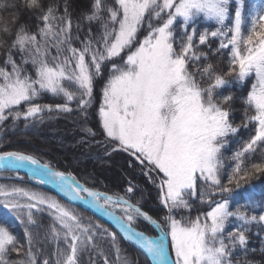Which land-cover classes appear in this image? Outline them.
<instances>
[{"label":"snow or ice","instance_id":"obj_1","mask_svg":"<svg viewBox=\"0 0 264 264\" xmlns=\"http://www.w3.org/2000/svg\"><path fill=\"white\" fill-rule=\"evenodd\" d=\"M69 8L68 0H0V124L9 116L71 114L75 101L79 143L101 145L106 157L125 154L129 173L138 171L156 187L164 215L157 219L143 209L144 190L133 179L125 195H109L23 151H0V170L25 169L100 212L150 264H234L252 226L264 230V199L232 203L264 176V0L250 10L247 0H89L75 24ZM25 11L31 15L22 19ZM101 78L97 131L89 109ZM246 83V94L221 91ZM44 93L64 102L37 103ZM242 129L248 138L226 158L223 150ZM225 159L234 162L230 172ZM0 207L25 236L21 243L0 225V264H112L107 252L113 249L120 264H130L116 231L85 222L52 197L0 185ZM33 210L52 217L45 233L55 246L52 258L34 250ZM140 220L157 234L138 230Z\"/></svg>","mask_w":264,"mask_h":264},{"label":"trees","instance_id":"obj_2","mask_svg":"<svg viewBox=\"0 0 264 264\" xmlns=\"http://www.w3.org/2000/svg\"><path fill=\"white\" fill-rule=\"evenodd\" d=\"M11 2L21 3L22 0H11ZM63 0H61V3ZM70 4L69 11L72 13V18L74 24L77 22V17L79 16L82 9L88 7L89 0H68ZM248 7L250 6L249 0H247ZM30 13L24 12L22 19H27ZM31 23L34 25L35 20L33 19ZM95 33V27L93 28ZM145 33L142 31L140 34V39L143 38ZM84 36L81 35V39ZM218 42H213V47L217 46ZM74 46L79 47V44ZM54 54V52H53ZM226 59V58H225ZM221 67H224V61L221 62ZM31 71V68H29ZM107 74V73H105ZM105 81L101 78L98 79L95 88H94V99L92 108L89 109L92 113L90 126L97 128L98 120V108L102 103V84ZM250 90V85L245 84L243 88L238 89L236 85H233L231 88H224L221 91L224 94L228 92H233L236 95H240L241 92L245 93ZM40 104H52L63 103V97H53L50 93H44L42 98L36 101ZM70 106L74 109V112L69 113H49L44 112L41 117H37L33 120L25 121L23 118L16 121L12 116H9L8 119L0 124V151H23L26 154L34 155L40 159L43 163L49 164L51 167L59 171H65L66 173L74 174L77 180H79L84 185L93 189L101 190L103 192H108L110 194L119 193L120 195H125L124 188L127 187L126 181L128 179H133V182L138 183L143 191L144 199L142 201L143 209L149 211L150 214L154 215L155 218L159 219L164 215V211L158 207L156 196L157 189L153 186L144 176L140 175L139 172L130 174L128 169L125 167V160L127 156L125 154H113L111 157H106L104 155V150L101 145L93 142L91 146L87 144L79 143V139L82 136V133L79 130V125L76 123L78 117L76 115V102H71ZM237 107H240L238 102ZM27 105H21V111L25 110ZM240 113H237V119L239 121ZM65 134L67 136H65ZM239 138H231L227 147L223 150L226 158H230L232 154L241 147V139L248 138L247 130H241L238 134ZM98 140H102L103 136L100 135L97 137ZM78 147L79 150L72 152V154L65 155L63 152L69 148ZM259 153L257 156L253 157L252 160L259 162ZM103 157V159H98L97 156ZM85 156V157H84ZM87 156V158H86ZM84 157V158H81ZM118 161L122 167H119L121 175H114L109 177L107 174L103 175L95 160L101 161L103 164L110 163L111 159ZM80 159H85L83 162H80ZM87 161H92L93 164H86ZM252 161L250 160L249 163ZM234 162L230 159H225V172H230L231 165ZM101 165L104 167L105 165ZM25 176V175H24ZM16 183L17 187L21 186L23 188L32 187L35 191H43L49 194L56 196L54 192H49L43 188H40L28 180L24 179H13V178H0L2 183ZM226 182V181H225ZM252 185L249 188L247 185L244 186V189L240 191L233 197V205L241 203L249 198L264 199V176H261L258 179H253L250 181ZM139 195V193H137ZM127 198V197H126ZM133 203L136 202L135 199L132 200ZM72 208L77 214L84 218L85 222L91 220L94 223H102L105 227L110 228L114 231L109 225L101 222L98 218L96 219L89 212H85L77 206L68 205ZM34 219L37 222L39 227L29 226L30 230L36 233V245L34 250L39 249L44 256L52 258L54 252V245L47 239H45V233L49 230V226L52 223V217L45 213L34 211ZM236 221L230 222L228 226L229 231H234ZM0 225L9 226L10 231L18 237L21 243L25 242L23 226L20 222L13 218L10 215H7L5 212L0 211ZM138 229L144 230L143 226H137ZM147 227V225H146ZM259 233V234H257ZM248 235V246L247 249L237 247L234 252V264H264V230L258 226H252V231L247 233ZM117 238L119 240L120 247L123 249V256L126 257L130 264H150L146 260L145 255L141 254L132 244L126 242L122 237L117 233ZM109 260L112 264H120V261H117L115 258V250L107 252ZM12 259H20L21 256H17L16 253L11 254ZM84 260L87 261V256L84 257ZM97 264H101L98 260Z\"/></svg>","mask_w":264,"mask_h":264},{"label":"rangeland","instance_id":"obj_3","mask_svg":"<svg viewBox=\"0 0 264 264\" xmlns=\"http://www.w3.org/2000/svg\"><path fill=\"white\" fill-rule=\"evenodd\" d=\"M88 1V0H87ZM249 2H250V6L248 7L249 8V10H250V8H251V5L255 2V0H249ZM85 157V156H84ZM84 157H81V158H84ZM86 158H87V156H86ZM85 159H80V162H83ZM95 163L97 164V168H99V170H100V172L103 174V175H108L109 177H113L115 174L111 171V170H108V169H106V171L105 172H103L102 171V162L101 161H99V160H95ZM110 163L108 162V163H104L103 165H105L104 167H106V165H109ZM104 169V168H103ZM59 171V170H58ZM63 172H65V171H63ZM66 173V172H65ZM25 175V176H24ZM74 177H75V175L74 174H72ZM0 178H5V179H8V178H13V179H19V178H21V179H24V180H28V182H30V180H31V178H30V176L29 175H27V174H25V173H22V172H16V171H13V170H7L6 172H0ZM76 178V177H75ZM76 180H77V178H76ZM77 181H79V180H77ZM32 183V182H31ZM79 183L80 184H82L83 186H86V187H88L86 184L84 185L83 183H81L80 181H79ZM33 184V183H32ZM0 185H3V186H7V187H12V186H16L17 187V185H16V183H13L12 181L10 182V183H2V182H0ZM35 185V184H34ZM37 186V185H36ZM19 187H21V186H19ZM39 187V186H38ZM40 188H43V187H40ZM25 189H28V190H31V191H35V190H33L32 189V187H30V188H25ZM43 189H45V188H43ZM45 190H47V189H45ZM95 190V189H94ZM97 190V189H96ZM48 191V190H47ZM97 191H100V192H102V193H107V194H109V195H113V194H110V193H108V192H103V191H101V190H97ZM35 192H39V193H42V194H44V195H46V196H48V197H52V198H54V199H56L59 203H61L62 205H64L65 207H68V208H70V206H68V205H70V204H68V203H66V202H63L57 195L55 196V195H51V194H49V193H47V192H43V191H35ZM70 209H72V208H70ZM73 210V209H72ZM0 211H3V212H5L7 215H10V216H12L13 218H15V216L13 215V214H11V213H9L6 209H4L3 207H0ZM35 210H33V212H34ZM45 213H47V214H49L47 211H44ZM137 226L139 225L140 227L141 226H143L144 227V230L143 231H145L148 235H156L157 234V232H156V230L154 229V228H152L147 222H145V221H143V220H140V221H138L137 222V224H136ZM146 225H147V227H146Z\"/></svg>","mask_w":264,"mask_h":264},{"label":"water","instance_id":"obj_4","mask_svg":"<svg viewBox=\"0 0 264 264\" xmlns=\"http://www.w3.org/2000/svg\"><path fill=\"white\" fill-rule=\"evenodd\" d=\"M41 161V160H40ZM41 163H43L41 161ZM7 170H0V172H5ZM13 171H16V172H22V173H25L27 175L30 176L31 178V173L28 172L27 170L25 169H19V170H13ZM58 171V170H57ZM30 182H32L33 184L39 186V187H43L45 189H47L48 191L50 192H54L63 202H67L68 204L70 205H73V206H77L78 208L82 209L83 211L85 212H89L91 215H93L96 219L98 218L101 222L105 223L106 225H109L114 231H116L121 237H122V234L119 233V231L115 228V226L112 224V222L110 220H108V218L106 216H103L100 212H97L95 209L89 207L88 205L84 204L82 201H73L70 199V197L68 196H65L64 193L58 188L55 186L56 188L55 189H51L49 188L48 186H45V185H42V184H39L38 182H34L32 179L30 180ZM49 185H52V184H49ZM138 229V228H137ZM140 230V229H138ZM143 231V230H142ZM146 233V232H145ZM147 234V233H146ZM128 242V241H126ZM130 243V242H128ZM132 244V243H130ZM133 245V244H132ZM141 254L142 253V250L138 249V246L136 245H133ZM150 262V261H149Z\"/></svg>","mask_w":264,"mask_h":264},{"label":"bare ground","instance_id":"obj_5","mask_svg":"<svg viewBox=\"0 0 264 264\" xmlns=\"http://www.w3.org/2000/svg\"><path fill=\"white\" fill-rule=\"evenodd\" d=\"M65 136H67L66 134H65ZM79 150V148L78 147H72V148H69V149H67V150H65L64 152H63V154H65V155H68V154H72V152H75V151H78ZM86 164H93V162L92 161H87L86 162ZM119 167H122V169H124V167L118 162V161H116L115 159H111L110 160V164L109 165H106V167H103L102 168V171L103 172H105L106 171V169H108V170H111L114 174H116V175H121V171L119 170ZM31 179L34 181V182H38L39 184H41L40 182H39V180L38 179H34V178H32V175H31ZM42 185H45V184H42ZM82 185V184H81ZM45 186H48L49 188H53V189H55L56 187L55 186H53V185H49V184H47V185H45Z\"/></svg>","mask_w":264,"mask_h":264}]
</instances>
